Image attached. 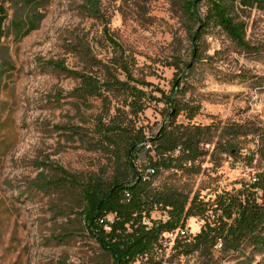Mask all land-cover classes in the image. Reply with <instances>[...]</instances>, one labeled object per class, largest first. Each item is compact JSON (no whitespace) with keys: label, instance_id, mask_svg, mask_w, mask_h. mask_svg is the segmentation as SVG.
<instances>
[{"label":"rangeland","instance_id":"374dc122","mask_svg":"<svg viewBox=\"0 0 264 264\" xmlns=\"http://www.w3.org/2000/svg\"><path fill=\"white\" fill-rule=\"evenodd\" d=\"M87 1L48 0L41 8L44 20L28 34L10 10L0 34V264H110L82 225L79 186L63 183L60 173L65 170L79 182L115 175L108 155L92 144L101 102L93 101L91 109L79 107V80L49 67L63 62L82 71L89 67L87 55L105 61L112 56L102 24L85 9ZM96 1L133 59L135 77L169 94L178 77L173 59L190 65L184 81L183 75L178 80L176 98L183 106L170 119L178 126L209 128V143L183 169L151 178L153 186L175 185L210 204L222 192L239 197L264 172V142L258 137L264 132V10L240 12L252 49L247 50L217 27L202 30L194 46L192 36L200 25L189 24L171 0ZM200 9L203 13L205 7ZM195 48L199 61L192 56ZM153 93L161 99L159 91ZM170 111L164 100L153 102L135 124L154 137ZM239 128L244 132L237 134ZM225 141L239 147L236 157L221 152L219 143ZM154 155L150 144L139 152L136 166L144 175ZM151 215L165 218L160 211ZM205 223L202 217L189 219L186 237L197 235ZM173 246L160 251L156 261L264 264V252L252 247L225 253L218 246L177 255Z\"/></svg>","mask_w":264,"mask_h":264},{"label":"trees","instance_id":"16d2710c","mask_svg":"<svg viewBox=\"0 0 264 264\" xmlns=\"http://www.w3.org/2000/svg\"><path fill=\"white\" fill-rule=\"evenodd\" d=\"M171 1L180 5L189 24L200 25V31L192 36L194 46L201 40L202 30L217 27L238 46L252 50L246 40L245 25L239 19L240 12L253 7L264 10V0ZM47 3L48 0H0V34L5 32L10 10L17 15L15 24L26 34L37 30L45 17L41 8ZM200 5L205 7L203 13ZM85 9L102 24L112 56L105 61L88 53L89 67L82 71L69 69L63 62L49 65L79 80L75 89L79 107L91 109L93 101L101 102V111L95 115L93 123V132L98 137L92 144L105 152L116 167L115 175L109 180L91 176L83 182L60 170L63 183L73 182L79 186L80 216L85 231L109 256L110 264H161L156 256L166 249L160 243L163 235L184 229L189 219L197 217L206 219L205 225L197 235L175 240L173 250L177 255L203 253L218 246L225 253L243 252L247 247L264 252V172L239 197L222 192L213 204L197 196L190 198L175 185L153 186L151 178L166 170L183 169L185 163L200 157L204 145L209 143L205 139L209 128L178 126L170 119L183 106L176 98L178 80L183 75L181 81H184L185 69L190 65L175 57L170 64L178 75L175 89L166 94L154 88L152 83L134 76V61L114 37L98 2L88 0ZM20 11L23 12L20 14ZM192 56L194 61H199L197 48L193 49ZM154 91L161 93V99L154 96ZM160 100H164L171 111L162 129L149 138L135 120L153 102ZM242 132V128L237 129V134ZM258 137L264 142V132L258 133ZM149 144L155 155L144 175L136 161L139 152ZM219 148L233 157L240 151L233 141L219 143ZM151 170L154 173H150ZM157 211L164 213L165 220L154 222L148 228L144 218ZM110 215L114 216L113 222L108 221Z\"/></svg>","mask_w":264,"mask_h":264},{"label":"built area","instance_id":"2783aa9c","mask_svg":"<svg viewBox=\"0 0 264 264\" xmlns=\"http://www.w3.org/2000/svg\"><path fill=\"white\" fill-rule=\"evenodd\" d=\"M150 173H154V171H150ZM114 216L110 215L108 216V221L113 222ZM162 220H165V218H156L154 216H150L149 218H144V224L149 228L153 225L154 222H160ZM109 230V229H108ZM180 237H186V231L184 229H179L174 232L165 233L160 241L162 246L168 247L171 242H175L177 238ZM137 264V263H136Z\"/></svg>","mask_w":264,"mask_h":264}]
</instances>
